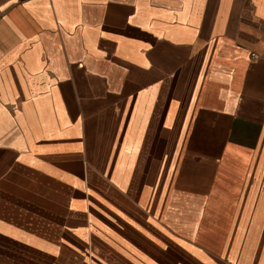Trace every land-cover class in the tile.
<instances>
[{
    "label": "crops",
    "instance_id": "crops-1",
    "mask_svg": "<svg viewBox=\"0 0 264 264\" xmlns=\"http://www.w3.org/2000/svg\"><path fill=\"white\" fill-rule=\"evenodd\" d=\"M0 264H264V0H0Z\"/></svg>",
    "mask_w": 264,
    "mask_h": 264
},
{
    "label": "rangeland",
    "instance_id": "rangeland-1",
    "mask_svg": "<svg viewBox=\"0 0 264 264\" xmlns=\"http://www.w3.org/2000/svg\"><path fill=\"white\" fill-rule=\"evenodd\" d=\"M185 213H186V215H188L189 212H185ZM262 234H263V232H262ZM254 235H255L254 234V228H252L248 231V236L246 237V242L235 244L236 249H245V250L262 249L261 240H259V242L251 240ZM241 247H243V248H241Z\"/></svg>",
    "mask_w": 264,
    "mask_h": 264
}]
</instances>
